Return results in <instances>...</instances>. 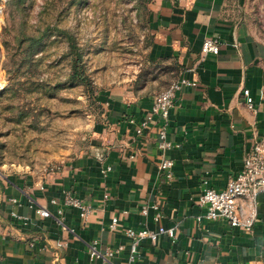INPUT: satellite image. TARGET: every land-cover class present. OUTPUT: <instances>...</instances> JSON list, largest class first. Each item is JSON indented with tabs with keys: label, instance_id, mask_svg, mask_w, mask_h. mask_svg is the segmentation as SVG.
Here are the masks:
<instances>
[{
	"label": "crops",
	"instance_id": "crops-1",
	"mask_svg": "<svg viewBox=\"0 0 264 264\" xmlns=\"http://www.w3.org/2000/svg\"><path fill=\"white\" fill-rule=\"evenodd\" d=\"M236 1L153 0L145 61L102 92L104 111L90 125L88 150L42 174L0 177V264H128L131 240L124 230L159 226L175 229V238L144 240L135 264H264V195L252 233L224 220H199L205 189H225L264 140V44L232 16ZM208 38L218 40L219 55L202 57ZM181 77L199 85L177 94L168 127L173 147L161 151L160 122L140 137L136 129L155 97ZM243 89L256 111L248 109ZM168 159L170 180L161 169ZM68 192L93 207L86 222L74 208L65 209L66 230L56 218L37 215L42 206L57 216ZM240 203L249 214L252 205ZM114 217L118 231L110 229ZM91 245L103 257L92 259Z\"/></svg>",
	"mask_w": 264,
	"mask_h": 264
},
{
	"label": "rangeland",
	"instance_id": "rangeland-1",
	"mask_svg": "<svg viewBox=\"0 0 264 264\" xmlns=\"http://www.w3.org/2000/svg\"><path fill=\"white\" fill-rule=\"evenodd\" d=\"M152 2L0 0L1 174H42L88 150L102 92L145 61ZM230 9L264 44V0Z\"/></svg>",
	"mask_w": 264,
	"mask_h": 264
},
{
	"label": "built area",
	"instance_id": "built-area-1",
	"mask_svg": "<svg viewBox=\"0 0 264 264\" xmlns=\"http://www.w3.org/2000/svg\"><path fill=\"white\" fill-rule=\"evenodd\" d=\"M220 53L219 42L216 39L208 38L204 41L202 46V57L208 55L217 56ZM198 82L191 81L185 77H181L174 81L164 92L157 95L154 99L152 109L150 110L147 118L136 129V135L142 136L145 130L149 129L151 125H156L160 122L161 125L157 128L158 148L161 151H167L172 149L171 142L168 141V127L170 110L174 107L177 94L185 88H197ZM242 95L245 99V103L251 111H256V103L251 96V92L247 89H243ZM158 119V120H156ZM174 163L172 160H164L161 169L166 173V177L172 179V168ZM110 171V168H108ZM3 176L0 170V177ZM261 195H264V140L255 143L253 150L244 159V168L236 177L232 178L227 187L223 190H215L212 188H206L203 195L199 200V204L206 208V213L201 219L208 221L224 220L232 228H237L247 233H252L255 229V225L259 219L258 212V199ZM241 200H247L252 209L249 214L245 213ZM16 203V200H13ZM56 204V201H53ZM66 208H74L79 211L80 218L83 222H86L93 213V207L76 197L71 192H68L65 196L63 206L59 208L57 216L53 215L47 208L38 207L36 213L42 219L54 217L66 230L67 227L63 223V218ZM157 213L155 216L156 223L160 224L162 214L159 211L158 206L153 207ZM142 215L149 216V207H143ZM119 217H114L110 224L111 230L118 231L121 228ZM126 236L131 240L130 245V261L128 264L136 263V256L139 252V248L144 240H151L156 242L162 235H167L171 238H175V229H166L159 226L158 230L152 231L149 229H126L124 230ZM119 248L117 252H108L109 256H113L115 253L121 251ZM90 254L92 259L103 257L102 254L93 245L90 246Z\"/></svg>",
	"mask_w": 264,
	"mask_h": 264
}]
</instances>
